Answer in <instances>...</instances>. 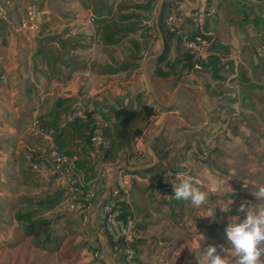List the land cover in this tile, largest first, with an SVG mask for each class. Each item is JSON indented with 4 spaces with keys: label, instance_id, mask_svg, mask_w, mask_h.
I'll return each instance as SVG.
<instances>
[{
    "label": "rangeland",
    "instance_id": "1",
    "mask_svg": "<svg viewBox=\"0 0 264 264\" xmlns=\"http://www.w3.org/2000/svg\"><path fill=\"white\" fill-rule=\"evenodd\" d=\"M10 1L11 3L15 2V0ZM44 1L24 0L27 5L34 6L36 12L44 9ZM206 1L208 17L204 28L212 33L211 36L215 37L211 57L204 61L192 60V62H189V60L181 59L172 62L169 54L164 60L159 61L158 58L162 55V53L159 55L162 44L156 27L153 26L140 34L137 32L132 35L131 39L129 36L120 44L107 50L113 64L109 67L115 69L113 72H116L111 75L119 74L118 80L123 84L137 78L140 80L137 84L130 85L128 88L121 85L122 90L119 92L121 95L116 100H113L111 95L107 96L103 92L99 101L96 100V96L84 99V104L80 109L82 113L86 110L94 112L93 123L111 127L114 125L115 120L112 117L107 120L102 114L108 108L127 107L136 111L141 110L144 105L155 108L156 114L154 117L150 120L139 119L132 126L133 130H142L141 137L132 140L130 144L116 147L107 159H104L103 155L102 160L104 163L115 162L124 152L143 154L138 151L143 149L147 151L148 147L150 149L156 147L160 158L167 152L169 155L180 154V160H182L189 148L201 145V138L207 133L201 131L191 136L189 135L190 127L187 125L190 114L192 115L194 110L200 112L196 104L194 91L184 86V82L186 84L197 83V81H192L190 76L192 73L196 74L202 84H205L210 98L213 99L215 117L220 119V125H222L221 131L217 127L211 129L215 132L218 130V136L214 143L215 147L218 148V152H212L205 161L195 159L189 165V169L186 172L180 170L182 172L177 177L192 175L194 178L201 180L204 186L202 190L208 192L207 202L201 207L195 208L190 202L178 201L171 195L170 200L174 201L172 203L166 201L168 207L163 208L162 205L165 204L162 200H166L163 199L166 196L165 191H174L172 184L179 182L177 177L170 180L164 173L162 174V170L167 167V164L163 161L153 174L145 175L149 182L155 181L156 184H137L133 192V199L135 205L139 208L144 206L148 209V212L151 211V214L160 212L173 223L177 218H181L179 215L191 219L192 226L199 228L207 222L217 224L221 221L223 229L220 230L219 237L227 240L226 228L231 223V218L239 217L237 222H242L247 216L246 211H240L242 204L250 210H256L258 207L264 206V200H259L254 195V191L258 187L264 186V26L255 27L251 24L242 23L244 16L240 12V8L250 6L255 13L258 12L259 15L264 17V12L254 7L263 4L260 2H264V0H233L231 5H228V2L231 1L227 2V0ZM111 2L114 4L116 0H111ZM128 3L123 0L115 8L113 5L112 8L103 10V15L107 16L114 13V18L127 16V14H131L129 9L126 11L124 9L125 5H130ZM122 5L123 9L120 10L119 7ZM6 6L8 5L3 3V9ZM148 11V14L142 15L143 18L152 19L154 15L156 17L158 3L151 5ZM86 12L89 17V12ZM165 26L167 27V25ZM23 30H26L25 33L27 35L31 34L32 37L40 36L36 39L33 38L36 41L37 49L41 47V50H45L44 52L56 54L58 49L54 48L56 46L53 44L54 41L66 33L65 30L69 29L68 27L62 28L60 21L53 19L51 23L39 27L36 32L30 29ZM44 34L47 36L41 38ZM142 35L143 38L146 36L145 40L141 37ZM97 41L100 43L98 37ZM132 42L138 43L139 50L149 49L146 57L148 61L145 63V67L148 65L147 72L143 71L145 52L143 56L139 55V59H134L138 51ZM66 47L64 45L62 48ZM215 54H219V57H215ZM213 58L220 60L216 76H214ZM126 63L136 64L138 67L120 72L121 67ZM227 65L229 66L228 69L226 68ZM146 73L155 81L165 83V85H159L161 90L166 89L169 84L167 87L169 92L165 90L166 94H164L163 91L159 90V87L155 91L153 85L149 84L148 86L144 78ZM167 73H170V76L158 75ZM183 76H185L184 80L181 79ZM180 83L182 86L179 85L178 87ZM125 90L127 94L122 95ZM89 91L90 89L88 91L81 89L79 94L86 93L87 95ZM170 98L171 101H174V106L179 108L180 113L178 115L174 114L172 119L167 120L168 111H172L175 107L168 105L163 108L161 101L168 102ZM224 126H226L225 129H223ZM155 136H159L158 141H154ZM108 141L111 148L112 141ZM148 158V156H145L141 164H150L151 160ZM30 169L26 166L25 172L28 174ZM100 170L102 171L103 168L98 166V171L100 172ZM42 175L44 177L46 172ZM41 178L38 182L39 185L31 189L36 196L50 195L60 190V186L56 182L53 181L48 184V181L46 182ZM159 182L164 186L166 184V188L164 186L161 188ZM25 191L28 192L26 186L19 193ZM158 191L162 192V196L158 195ZM159 200H161L160 203ZM175 201L178 206L174 205ZM224 208L227 210H224ZM220 209H223L221 213L224 215H220ZM134 211L136 217L140 218V214L136 210ZM201 214H208V219H203ZM49 215L53 218L51 229L57 239L54 246L61 241L58 250L55 252L38 250L30 242H26L19 245L17 250L11 253V260H27V264H114L104 257L102 259L101 252L97 253L99 240L90 229L88 213L79 217L68 216L64 214L61 208L57 207ZM215 234H218L217 231ZM105 256L112 259L110 246H106ZM21 263L19 261V264Z\"/></svg>",
    "mask_w": 264,
    "mask_h": 264
},
{
    "label": "crops",
    "instance_id": "2",
    "mask_svg": "<svg viewBox=\"0 0 264 264\" xmlns=\"http://www.w3.org/2000/svg\"><path fill=\"white\" fill-rule=\"evenodd\" d=\"M121 1L123 0H116V3L113 4L111 0H45L44 9L36 12V8L27 5L24 0H15L14 3L12 2L11 5L0 11V264H19V261L22 262L21 264H27V260H11V253L17 250L16 242L21 238L13 205L19 195L25 193H19V191L26 186L22 180V172L28 164L25 162L28 161V147L34 141L43 145L40 138L30 139V131L35 117L38 116L40 119L42 115H46L59 98H77L78 103L74 107L76 108L75 114L84 117V113L80 109L84 104V99L96 96V100L99 101L104 92L116 100L121 95L119 94L122 90L121 85L128 88L140 80L137 78L123 84L118 80L119 74L111 75L116 72H113L115 69L109 67L113 64L107 49H112L129 36L131 39L132 35L137 32L140 34L155 26V15L152 19L142 16L148 14V10L153 4H151V0H124L130 4L125 5L124 8L125 11L129 9L130 18L124 20H122V16L114 18V13L103 15V10L112 8L113 5L115 8ZM165 1L169 2L166 23L171 5L175 0ZM182 8L187 18L186 29L190 30L192 27L191 7L183 2ZM32 9L37 14L40 28L55 19L60 21L62 28L68 27L69 29L54 41L53 44L56 45L54 48L58 49V52L51 54V61L44 49L36 48L37 44L34 39L40 36L27 35L26 30L21 28L23 19ZM86 11L89 12V17ZM112 19L119 23L116 31V28L107 27L109 20ZM132 24H135L133 31H123ZM146 26L149 28L146 29ZM204 31L209 36L212 35L205 28ZM112 35L116 38L122 37V39L115 44L108 43L109 40H113ZM46 36L44 34L41 38ZM97 37L100 43H98ZM141 37L143 38V35ZM145 38L146 36L143 39L145 40ZM132 43L138 45L137 42ZM61 44H63L62 47L64 45L67 47L62 48ZM148 50L137 49L138 53L135 55L143 56L145 52L143 71H148V65L145 67V63L148 61V58L146 59ZM38 52L40 53L38 54ZM188 53L184 39L174 35L170 51L171 61L175 62L176 57H183ZM214 56L219 57V54ZM125 65L121 67L120 72L126 71ZM226 68L228 69L229 66L227 65ZM145 76L146 84L153 85L155 91L159 85H165L163 82L155 81L149 74ZM190 76L192 81H197V83L186 84L184 82V86L194 91L200 112L194 110L192 115L190 114L187 123L191 130L189 135H196L201 131L209 132L212 127H217L220 130L222 125H220V119L215 117L213 99L207 93L205 84H202L196 74L192 73ZM69 78L71 79L69 80ZM182 78L184 80L185 76ZM98 85L101 88H98ZM179 85L182 86L181 83L178 84V87ZM96 86H98L97 89H95ZM168 86L169 84L166 89L162 90L159 87V90L166 94L165 90L169 92ZM81 89L87 91L90 89L89 94H79ZM126 94L125 90L122 95ZM161 105L165 108L175 104L170 98L168 102L161 101ZM179 113V108L175 107L172 111H168L166 119L170 120L174 114L178 115ZM179 120L181 119L179 118ZM138 152H142L144 158L148 156L149 160L153 157L157 158L152 148L149 147L147 151L143 149ZM91 157L95 159L92 155ZM180 159V154H171L166 162L172 167H177ZM94 162L96 163V160ZM98 163H102V161ZM99 166L101 165L99 164ZM144 168L146 166H139L137 171ZM112 182L113 180L110 183L112 184ZM140 183H136V185ZM165 193L166 196L163 199L166 200H162L165 204L162 205L163 208L168 207L167 202L174 201L170 200L174 191L166 190ZM176 203L175 201L174 205L178 206ZM133 210H136L141 216L137 218L141 231L138 248L141 258L146 264H200V261L201 264H207L203 259L206 246L215 245L217 252L221 255L224 254L223 249L229 247L228 241L219 237V232L223 229L221 221L217 224L207 222L199 228L192 226L191 219L179 215L181 218H177L173 223L160 212L151 214V211L148 212L146 207L139 208L135 205L134 199ZM219 211L221 213L223 209ZM201 215L203 219H208V214ZM173 218L175 220L174 216ZM216 231L218 234H215Z\"/></svg>",
    "mask_w": 264,
    "mask_h": 264
},
{
    "label": "built area",
    "instance_id": "3",
    "mask_svg": "<svg viewBox=\"0 0 264 264\" xmlns=\"http://www.w3.org/2000/svg\"><path fill=\"white\" fill-rule=\"evenodd\" d=\"M183 0H175L171 5L170 15L166 20L167 28L174 35L182 37L185 45L195 60H206L211 55L215 39H207L209 34L204 31V26L208 17L206 0H199L197 11L191 9L192 27L187 30V18L183 13ZM195 0L193 1V3ZM3 3L10 5V0H0V10ZM22 29L37 31L39 24L37 14L29 10L23 19ZM196 33L193 36V32ZM77 114H72L68 120H74ZM104 125L95 123L91 143L93 151L91 155L97 162H101L103 170L92 180L84 183L82 176L77 172V157H69L60 150L55 143L54 130H44L39 123L38 116L35 117L30 136L40 138L43 145L33 142L28 147V155L36 153L39 149L44 151L43 159L46 163H34L33 169L41 174L46 172V181L53 180L63 187V202L61 210L69 216H81L89 214L88 221L92 233L99 240L97 253L110 263L114 264H146L140 255L138 243L141 239V231L138 226V219L133 210V192L136 183L156 184L155 181L149 182L147 177L139 175L136 171L139 166L146 168L158 163V159L153 157L150 164L143 165V154L124 152L115 162L104 163L102 156L110 148L105 137ZM218 136V130L207 132L201 138V149L196 147L189 148L177 167L168 169L165 176L173 180L178 174L186 172L189 165L195 159L205 161L212 153L214 141ZM152 157V155H151ZM113 180L112 184L110 183ZM166 188V187H165ZM162 196V192H157ZM114 245H112L110 243ZM106 246H110L112 259L105 256Z\"/></svg>",
    "mask_w": 264,
    "mask_h": 264
},
{
    "label": "trees",
    "instance_id": "4",
    "mask_svg": "<svg viewBox=\"0 0 264 264\" xmlns=\"http://www.w3.org/2000/svg\"><path fill=\"white\" fill-rule=\"evenodd\" d=\"M160 0H151V4L158 3ZM231 1V2H228ZM233 0H227L228 5L232 4ZM257 7L259 11L264 12V2H260ZM169 2H164L159 18H158V25L162 32L164 38L165 49L162 55L158 58L159 61L164 60L167 55L170 54V51L173 46L174 34L169 31V29L165 26V19L167 17V9H168ZM122 6L119 7L122 10ZM247 9V10H246ZM257 12V10L255 9ZM241 14H243L242 23L244 24H251L255 27L264 26V17L263 15H259L258 12L255 13L250 6H244L240 8ZM131 14L127 16H123L122 20L130 18ZM104 22V21H103ZM135 24L128 26L127 28L123 29V31H133L135 28ZM119 26V23L112 20H109L107 27L109 28H116ZM146 29L149 27L146 26ZM118 28L115 29V31ZM113 31V30H112ZM196 31L193 32V36ZM113 39L112 41H108V43H118L122 39L116 38L114 35L111 36ZM213 36H208L207 39H213ZM215 39V38H214ZM137 49L139 46L134 44ZM45 51V50H44ZM45 54L49 57V60H52L50 53L45 52ZM139 56H134L138 58ZM139 59V58H138ZM195 60L190 53L183 57H176V60ZM175 60V61H176ZM214 62V76L218 73V64L219 59L213 58ZM201 61V60H197ZM217 64V65H216ZM138 65L126 63L125 69L132 70L137 68ZM160 76L168 77L170 73L167 74H158ZM218 78V76H217ZM77 98H59L56 100L55 104L49 110L46 115H42L39 119L40 126L44 130H54V138L55 143L60 148L64 154L68 155L69 157L76 156L77 162V172L80 176H82L84 183L92 180L95 178L99 171L98 166L100 163L91 157V152L93 151V145L91 143V137L93 136V132L95 129V123L92 122V117L94 112L91 110H86L84 112V117L77 116L73 121L68 120V117L76 112V103ZM105 119H111V117L115 120L113 126H105V137L107 140L112 141V147L106 151L104 155V159L113 153V150L116 147L130 144L132 140H136L137 138L141 137L142 130L135 129L133 130V125L137 120H150L152 117L155 116L156 111L153 106L144 105L141 110L136 111L134 109H130L127 107H120V108H108L107 111L102 112ZM31 139V137H30ZM217 139V138H216ZM216 139L214 143L216 142ZM159 136L155 138L154 141H158ZM116 142V143H115ZM200 149L201 147L198 146ZM154 154L157 156L158 163L154 166L144 168L141 170L136 171L143 177H146V174H153L155 170L160 166L161 162L167 164V167L162 170V174L168 170L173 169L171 165H169L166 161L169 159V153L165 152L162 157L160 158L158 155V151L156 147H151ZM28 152V150H27ZM212 152H218V148L213 145ZM29 157L27 153V166L30 167V172L27 174L25 170L22 172V180L24 184H26V190L24 194L19 195L16 199L13 209L15 211V219L18 222V231L20 232L21 238L17 240L16 244L22 245L23 243L30 242L35 248L38 250L43 251H50L55 252L58 250L59 246L61 245V241L58 242L56 246L54 244L57 242V239L54 237V232L51 229L52 224V217L49 215L52 210L57 207H61L63 202V187L60 186V190L58 192L44 195V196H36L31 189L39 185V179L42 177L45 181L46 179L40 172H37L33 169L34 163H46L43 159L44 151L39 149L36 153H32ZM98 163V164H97ZM49 166L48 163H46ZM40 177V178H39ZM41 178V179H42ZM154 179V178H153ZM47 182V181H46ZM53 182V180L48 181V184ZM159 186L162 188L164 184L159 182ZM166 187V184L164 188ZM65 215H68L64 213ZM69 216V215H68ZM112 245V241H110ZM52 244V245H51ZM96 248V247H94ZM97 250V248H96Z\"/></svg>",
    "mask_w": 264,
    "mask_h": 264
},
{
    "label": "clouds",
    "instance_id": "5",
    "mask_svg": "<svg viewBox=\"0 0 264 264\" xmlns=\"http://www.w3.org/2000/svg\"><path fill=\"white\" fill-rule=\"evenodd\" d=\"M177 179L179 182L172 184L176 200L190 202L195 208L207 202L208 192L202 190L204 186L201 180L192 175L178 176ZM245 185L248 186L247 183ZM254 195L264 200V186L258 187ZM240 211H246L247 216L242 222H237L239 217L231 218L226 228L229 247L223 249L224 254H219L215 245H208L204 249L203 259L207 264H233V261L234 264H264V206L250 210L242 204Z\"/></svg>",
    "mask_w": 264,
    "mask_h": 264
},
{
    "label": "water",
    "instance_id": "6",
    "mask_svg": "<svg viewBox=\"0 0 264 264\" xmlns=\"http://www.w3.org/2000/svg\"><path fill=\"white\" fill-rule=\"evenodd\" d=\"M183 1L186 3L187 6L191 7L193 11H197L198 10V8H199V0H195L194 3L191 0H183ZM164 2H165V0H160L159 1L158 13L156 14V19H155V27H156V30L158 32V35L160 37V41H161V44H162V50L159 53V55L161 53H163V51L165 49L164 38H163L162 32H161V30L159 28V25H158V18H159V15H160V12H161V9H162V6H163Z\"/></svg>",
    "mask_w": 264,
    "mask_h": 264
},
{
    "label": "bare ground",
    "instance_id": "7",
    "mask_svg": "<svg viewBox=\"0 0 264 264\" xmlns=\"http://www.w3.org/2000/svg\"><path fill=\"white\" fill-rule=\"evenodd\" d=\"M209 57H210V56H209ZM209 57H208V58H209ZM202 61H204V60H202ZM169 201H170V200H169ZM171 203H172V202H171ZM172 206H173V205H172Z\"/></svg>",
    "mask_w": 264,
    "mask_h": 264
}]
</instances>
